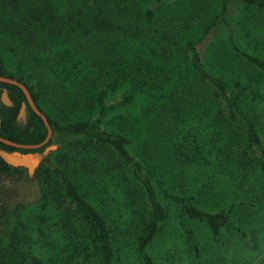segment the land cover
I'll return each instance as SVG.
<instances>
[{"label": "trees", "instance_id": "1", "mask_svg": "<svg viewBox=\"0 0 264 264\" xmlns=\"http://www.w3.org/2000/svg\"><path fill=\"white\" fill-rule=\"evenodd\" d=\"M220 2L213 15L215 0H0V76L23 83L62 136L38 170L37 202L5 214L0 264H222L202 251L223 250L228 232L260 250L264 221L248 228L235 211L264 199L262 82L217 70L225 30L206 57L200 46L224 27L236 56L264 73L230 19L235 4L264 11V0ZM0 86L15 103L0 105V136L42 143L34 110V131L16 127L23 90ZM8 171L19 169L0 157Z\"/></svg>", "mask_w": 264, "mask_h": 264}, {"label": "rangeland", "instance_id": "2", "mask_svg": "<svg viewBox=\"0 0 264 264\" xmlns=\"http://www.w3.org/2000/svg\"><path fill=\"white\" fill-rule=\"evenodd\" d=\"M220 3V0H215L213 15H217L219 13ZM231 11L232 13L230 15V19L233 28L240 30L242 34L244 33L246 36L244 40H241L238 36H236V41L242 48L247 49L246 45H248L249 50H251L252 53L257 54L264 59V11L257 8L238 6L237 4L232 7ZM203 29L204 25L203 22H201L197 30L190 33L186 40L194 37V34L198 35ZM224 30V39H218L213 44L215 58H210L217 66V70L221 73H224V75L231 81H235L238 79V77L243 78L247 74L255 73L253 74V77L262 82L264 89V73H258V69H256L252 64L245 63L236 56L234 50H232V47L228 45V35L226 34V29L224 27H220L213 33V35H210L208 38H206L204 43L200 46L201 53L204 52L206 57L207 47L211 46L210 43L213 41V38L216 39V36L218 34L224 33ZM2 51H4L6 57H11V61L9 62L13 64L11 67L15 72H17L19 68L14 65L11 53L6 52L3 48ZM21 72L25 74L27 80L32 82H34L33 80L40 81L43 78L40 73L33 72L32 70ZM40 72L43 74V71ZM47 77L49 78L50 76ZM49 106L56 108L54 104ZM23 121L24 120L21 119L20 124H23ZM61 139L62 136L59 132H52V135L49 139L51 143L47 146L49 148L51 147V152L42 161L33 178H31L28 174V171L22 167H16L19 169V172H0V237H3L4 239L8 238V228L6 226L5 215L7 211L10 212L12 208H16V206H24L26 204L28 205L29 203L37 202L40 195V184L37 177L38 170L43 164L50 167L54 164L52 156H54V154L57 153L59 149H61ZM140 144L141 143H139V145ZM209 195L211 196V194ZM262 196L264 198V194ZM251 201L258 204V208L248 203L245 204L237 202L235 211V218L237 217L238 221H244L248 228H250L251 225L255 226L264 221V210L261 211L263 208L264 199H262L260 196H257ZM222 241H224V254H222L223 250L217 249L219 250L217 251L208 248L202 251V256L211 255L212 257H216L218 261L220 258L222 260V264H264V235H257L256 238H254V241L260 245V250L256 249L254 242L250 245H243L239 237L229 232L223 235Z\"/></svg>", "mask_w": 264, "mask_h": 264}, {"label": "water", "instance_id": "3", "mask_svg": "<svg viewBox=\"0 0 264 264\" xmlns=\"http://www.w3.org/2000/svg\"><path fill=\"white\" fill-rule=\"evenodd\" d=\"M0 81L17 85L23 90L28 101H29V103L36 110V112L41 115L42 119L44 120V122H45V124L49 130L47 138L40 144H26V145L17 144L15 142L6 140V139L2 138L1 136H0V140L9 144V145H12L16 148H22V149H28V150L36 149V148H39V147H42L43 145H45L49 141V139L52 135L53 129L50 126L47 117L41 111H39L38 108L36 107L28 88L23 83H21L17 80L11 79V78H7V77L0 76ZM2 102H3V104H6V105L11 104V100L9 98L7 89H5L3 91ZM26 107H27V104L23 103L22 107H21V111H20L21 116L25 117ZM50 149H51V147L50 148L46 147L44 149V151H42V152H31V151L22 152V151H19L17 149L9 151L7 149L0 148V157L3 160H5L12 167L25 168L28 171L29 176L31 178H33V176L35 175V173H36L38 167L40 166V164L42 163V161L51 152Z\"/></svg>", "mask_w": 264, "mask_h": 264}, {"label": "flooded vegetation", "instance_id": "4", "mask_svg": "<svg viewBox=\"0 0 264 264\" xmlns=\"http://www.w3.org/2000/svg\"><path fill=\"white\" fill-rule=\"evenodd\" d=\"M4 77V76H3ZM8 78V77H7ZM1 82V81H0ZM6 83V82H5ZM6 88L5 87H1L0 86V105H1V107H14L15 106V103L13 102V100L11 99V97H10V92L8 91V95H9V98H10V100H11V104L10 105H6V104H3V102H2V98H3V91L5 90ZM24 92V91H23ZM25 94V93H24ZM25 97H26V95H25ZM33 99V98H32ZM34 101V100H33ZM23 103H26L27 104V107H26V115H25V117L24 116H21V113H20V111H21V107H22V104ZM35 103V102H34ZM36 105V104H35ZM36 107H37V105H36ZM11 108V109H12ZM38 108V107H37ZM6 109V112L8 111L7 110V108H5ZM31 109L32 110H34L35 112H36V110L31 106V104L29 103V101H28V99H27V97H26V102L25 101H23L22 103H21V106H20V108H19V110H18V113H17V117H16V127L17 128H19V130L23 133L24 131H26V130H29L30 132H32V131H34V126L33 125H31ZM39 110V109H38ZM40 111V110H39ZM37 113V112H36ZM39 116H41L39 113H37ZM21 119H23L24 121H23V124H20V120ZM0 126H2V119L0 118ZM2 137V136H1ZM2 138H4V137H2ZM4 139H6V138H4ZM6 140H9V139H6ZM9 141H11V140H9ZM0 142L1 143H3L4 145H5V148H9V147H12L13 149H17V150H25V149H22V148H16V147H14V146H12V145H9V144H7V143H5V142H3V141H1L0 140ZM13 142V141H12ZM16 143V142H15ZM18 144V143H17ZM2 149H4V148H2ZM26 150H28V149H26ZM33 150V149H32ZM9 151H12V150H9ZM14 168H16V167H14Z\"/></svg>", "mask_w": 264, "mask_h": 264}]
</instances>
